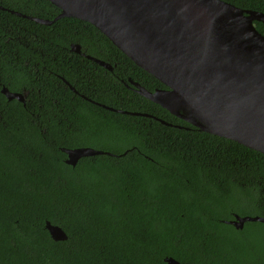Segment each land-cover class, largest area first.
Here are the masks:
<instances>
[{
	"label": "trees",
	"instance_id": "1",
	"mask_svg": "<svg viewBox=\"0 0 264 264\" xmlns=\"http://www.w3.org/2000/svg\"><path fill=\"white\" fill-rule=\"evenodd\" d=\"M225 1L264 12V0ZM0 5L3 65L28 55V116L14 105L0 122V264H168L166 256L264 264V223L237 229L222 221L263 214L264 152L201 131L140 95L129 78L150 90L165 85L92 23L42 24L11 12L53 19L60 9L49 0ZM255 24L264 34V23ZM86 145L116 155L66 163L61 147ZM46 220L67 239H52Z\"/></svg>",
	"mask_w": 264,
	"mask_h": 264
},
{
	"label": "water",
	"instance_id": "2",
	"mask_svg": "<svg viewBox=\"0 0 264 264\" xmlns=\"http://www.w3.org/2000/svg\"><path fill=\"white\" fill-rule=\"evenodd\" d=\"M49 1L60 9L53 19L11 12L42 24H51L62 17L92 23L139 67L165 85L150 90L129 78L140 95L201 131L264 152V34L255 24V21L264 23V12L225 0ZM0 8L5 9L1 5ZM71 48L82 53L79 43H72ZM82 54L113 69L109 62ZM2 91L9 99H22L20 93L5 87ZM98 104L132 115L154 117ZM61 149L66 153V163L72 166L82 157L116 155L87 145ZM222 221L242 229L247 221L264 223V212L234 213L233 218ZM45 227L56 241L68 237L62 226L50 220H46ZM164 259L168 264H181L173 256Z\"/></svg>",
	"mask_w": 264,
	"mask_h": 264
},
{
	"label": "flooded vegetation",
	"instance_id": "3",
	"mask_svg": "<svg viewBox=\"0 0 264 264\" xmlns=\"http://www.w3.org/2000/svg\"><path fill=\"white\" fill-rule=\"evenodd\" d=\"M4 87L11 92L20 93L22 99H9L2 91ZM14 105L23 107L28 116V55L10 57L7 67L3 65L0 56V122L5 123V117Z\"/></svg>",
	"mask_w": 264,
	"mask_h": 264
}]
</instances>
